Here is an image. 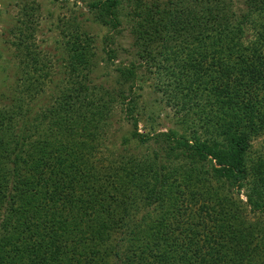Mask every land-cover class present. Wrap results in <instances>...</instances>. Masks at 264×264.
I'll list each match as a JSON object with an SVG mask.
<instances>
[{
	"label": "trees",
	"instance_id": "trees-1",
	"mask_svg": "<svg viewBox=\"0 0 264 264\" xmlns=\"http://www.w3.org/2000/svg\"><path fill=\"white\" fill-rule=\"evenodd\" d=\"M88 7L133 37L135 60L105 80L110 40L99 47L76 18L50 50L27 12L5 38L0 264H264V152L251 154L264 136V0ZM152 76L172 127L140 133ZM118 112L133 128L120 143Z\"/></svg>",
	"mask_w": 264,
	"mask_h": 264
},
{
	"label": "rangeland",
	"instance_id": "rangeland-1",
	"mask_svg": "<svg viewBox=\"0 0 264 264\" xmlns=\"http://www.w3.org/2000/svg\"><path fill=\"white\" fill-rule=\"evenodd\" d=\"M89 3L90 0H0V89L3 87L5 78L11 75L14 68L13 54L10 48L7 49L5 38L9 36L8 31L17 24V19L23 16V12L32 15V20L37 25V43L41 48L48 50L52 48L53 41L58 38L60 20L73 21L76 18L95 37L99 47L107 36L110 40L108 45L114 49L115 57L108 60L106 54L99 51L101 61L95 74L99 78L101 77V80L107 79L108 75L112 76L116 66L128 65L131 60H135V49L132 47L133 37L125 18H122V24L117 30H110L92 21ZM30 7H33L34 11H29ZM152 77L138 91V104L142 111L137 124V130L140 133L166 131L172 127L170 108L167 106L165 97L156 92L155 78ZM112 122L111 135L115 142L120 143L121 137L129 136L133 128L124 119L121 112L115 113ZM252 146V155L264 152V136L260 135L254 138ZM239 197L241 200H245L243 191L240 192Z\"/></svg>",
	"mask_w": 264,
	"mask_h": 264
}]
</instances>
